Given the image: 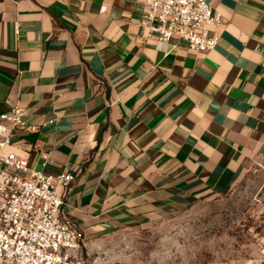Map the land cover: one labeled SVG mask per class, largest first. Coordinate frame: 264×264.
I'll use <instances>...</instances> for the list:
<instances>
[{
  "label": "crops",
  "instance_id": "obj_1",
  "mask_svg": "<svg viewBox=\"0 0 264 264\" xmlns=\"http://www.w3.org/2000/svg\"><path fill=\"white\" fill-rule=\"evenodd\" d=\"M207 1L223 25L197 51L148 38L144 0H0V113L47 123L15 148L75 174L83 240L224 194L263 153L264 0Z\"/></svg>",
  "mask_w": 264,
  "mask_h": 264
},
{
  "label": "built area",
  "instance_id": "obj_2",
  "mask_svg": "<svg viewBox=\"0 0 264 264\" xmlns=\"http://www.w3.org/2000/svg\"><path fill=\"white\" fill-rule=\"evenodd\" d=\"M135 23L148 38L197 51L212 50L219 42L223 15L207 0H144ZM20 31L19 22L14 32ZM25 109L16 103L0 113V264H93L80 254L83 234L62 215L64 193L75 180L66 167L49 172L50 156L34 169L15 148L18 130L38 131L27 123ZM264 211V207H263ZM264 261V242L261 244Z\"/></svg>",
  "mask_w": 264,
  "mask_h": 264
},
{
  "label": "rangeland",
  "instance_id": "obj_3",
  "mask_svg": "<svg viewBox=\"0 0 264 264\" xmlns=\"http://www.w3.org/2000/svg\"><path fill=\"white\" fill-rule=\"evenodd\" d=\"M264 151L228 192L82 240L93 264H264Z\"/></svg>",
  "mask_w": 264,
  "mask_h": 264
}]
</instances>
